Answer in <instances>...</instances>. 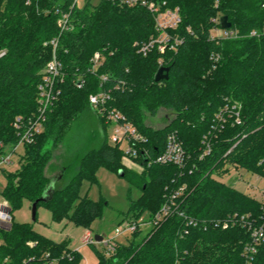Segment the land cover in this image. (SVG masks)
Segmentation results:
<instances>
[{"label":"trees","instance_id":"1","mask_svg":"<svg viewBox=\"0 0 264 264\" xmlns=\"http://www.w3.org/2000/svg\"><path fill=\"white\" fill-rule=\"evenodd\" d=\"M148 1L180 9L182 22L171 32L183 39L176 50L162 53L154 48L147 56L140 55L139 46L158 34L154 17L145 8L122 7L119 0H100L95 6L87 0L73 9V0H0V144L11 148L10 153L16 152L20 141L17 120L26 122L38 111V86L52 59L51 41L60 34L58 20L64 13L71 19L57 48L65 74L61 96L44 130L23 145L19 168L3 171L6 185L1 196L9 204L12 223L0 228V264L81 263V254L69 249L67 241L48 239L32 225L17 223L13 214L24 200L33 205L46 192L51 182L44 175L51 160L47 146L60 145L73 123L91 109L89 97L101 90V76L108 77L107 89L120 83L109 107L123 113L148 140L145 146L151 156L163 153L168 136L176 133L189 157L187 167L149 165L141 157L137 162L143 166L142 173L126 168L124 152L109 143V126L98 116L100 147L83 154L76 175L62 189L55 187L49 201H40L38 207L51 208L54 221L69 219L89 229L107 204L104 199L80 198V186L84 180L97 183V172L107 168L118 175L122 172L141 192L136 200L130 198L128 214L133 221L144 214L150 220L183 186L186 189L178 202L184 201L182 209L196 220L224 221L238 214L258 224L264 221L260 201L212 177L232 167L264 179V38L220 43L209 39L211 19L219 14L227 16L242 34L261 28L264 11L259 1L219 0L217 7V0ZM97 52L104 54L105 62L93 71ZM213 54L221 57L216 67ZM161 68H169V79L156 82ZM234 102L242 106V123L229 120L215 134L216 115ZM160 108L176 116L163 129L153 130L144 120L147 113L155 115ZM204 140L211 142L212 151L201 160ZM141 235V229L131 234L127 243L118 245L114 257L97 252L98 264H247L244 251L251 242L250 232L241 225L225 230L191 228L185 235L184 222L178 217ZM252 264H264V245Z\"/></svg>","mask_w":264,"mask_h":264},{"label":"built area","instance_id":"2","mask_svg":"<svg viewBox=\"0 0 264 264\" xmlns=\"http://www.w3.org/2000/svg\"><path fill=\"white\" fill-rule=\"evenodd\" d=\"M80 0H73L72 9L79 5ZM260 8L264 11V0H258ZM119 4L122 7L127 8H145L154 17L155 28L157 36L151 38L148 42L143 43L139 46L138 53L142 56H147L154 48H158L160 52L165 50H176L178 46L183 43V39L173 35L171 32L178 29L182 19L179 8H169L166 2L157 3L148 0H119ZM219 4V0L216 1V7ZM224 15L219 14L218 16L211 19V30L209 33V39L213 42L220 43L223 41H233L242 38H264V25L259 29H254L247 34H242L241 31L233 27L232 22L230 28H223L221 25V18ZM70 14L64 13L58 20V27L60 34L58 38L51 41L53 47L52 59L47 63L42 81L38 86V111L37 113L29 118L26 122L22 119H18L15 127L19 131V143L14 149L15 151L21 145L30 143L37 133L44 130L45 123L48 120L49 112L52 110L54 104L58 101L61 96L60 86L64 82V71L61 61L57 55V48L59 45L60 37L64 32L70 28ZM3 53L0 55V57ZM220 55L213 54L212 60L214 67L220 62ZM105 62L104 54L97 52L92 59V70L95 71L100 68ZM101 90L98 94L91 95L89 97V105L96 114L103 118L109 127H112L111 142L112 146H118L120 150L124 152V160L131 162L133 165L143 169L137 160L144 158L147 163L150 164H161V165H175L180 169H185L188 164V154L184 149L182 141L178 138L176 133H172L167 138V146L163 153L156 157H152L149 150L146 148L147 139L127 120L126 116L115 108H110L109 103L112 101L113 90H120V83L115 84L113 89H107L105 85L108 83L107 76H101ZM84 82L79 83L78 86L82 87ZM241 104L234 102L229 103L223 108L215 117V125L213 131L220 132L224 130L225 125L229 120H234L236 124L242 123L240 117ZM204 150L200 155L202 160L205 156L209 155L212 151V145L209 140H204ZM235 147V146H234ZM13 152L6 156L0 161V166L10 165L11 155ZM127 165V164H126ZM128 166V165H127ZM243 171L242 169H238ZM193 170L190 171L192 173ZM240 174V173H239ZM238 174V175H239ZM258 179H261L257 176ZM186 186L180 188L179 191L172 193L169 198L162 205L161 209L154 217L145 223H139L136 221L128 222L124 228L119 229L117 236L125 233L133 234L142 226H148L150 228L159 226L162 222L172 217H178L184 222V234L187 235L191 228H201L204 231L210 227L221 228L223 230L230 228L234 225H241L251 234V242L245 247L244 257L246 258L247 264H252L254 256L257 254L260 246L264 245V221L261 224L256 223L250 219V216H239L238 214L229 216L224 221L222 220H196L186 214L182 209V204L178 202L180 197L183 195ZM264 199V192H263ZM264 206V200L262 201ZM12 223V215L10 213V207L7 201L0 202V228H7ZM117 239L112 241L103 240L100 243H104L108 251L111 253L115 250V243ZM94 240L91 238V233H87L85 237V244L92 245Z\"/></svg>","mask_w":264,"mask_h":264},{"label":"rangeland","instance_id":"3","mask_svg":"<svg viewBox=\"0 0 264 264\" xmlns=\"http://www.w3.org/2000/svg\"><path fill=\"white\" fill-rule=\"evenodd\" d=\"M86 1L80 0L78 6L82 7ZM90 1L92 6L100 2V0ZM175 116L176 114L172 110L160 108L155 115L150 116L147 113L144 123L153 130H161ZM107 135L109 143L112 144L110 139L112 127L108 128ZM101 139V123L98 115L92 109H86L73 123L60 145L55 147L51 143L48 144L47 149L51 152V160L45 167L44 175L48 180H56L55 187L62 189L76 175L79 158L88 151L98 149L102 142ZM10 149L0 144V161L9 156ZM23 154L24 146L21 145L11 155L12 163L0 166V202L5 201L1 196V192L6 185L3 171L15 172L19 168ZM127 165L126 168L142 173V168L133 165L131 162H127ZM212 177L243 194L257 199L261 203L264 200V179H258L256 175H252L245 170L241 171L231 167L228 172L222 174L215 172ZM97 181V183L92 184L84 180L80 186V198L87 197L93 202H99L104 199L107 204L102 216L93 220L89 229L78 226L69 219L54 221L52 209L45 205L38 207L36 220H34L32 203L29 200H24L20 208L14 212V219L17 223L32 225L35 232L57 243L67 241L69 249L78 251L81 254L82 261L80 264H98L97 252L107 258L114 257L118 245L127 243L128 239L131 238V233L117 236V232L133 220L132 214H128L130 198L136 200L141 192L135 186H132L127 178H123L107 168L99 169ZM147 221H149V215L144 214L139 218L138 222L145 223ZM149 229L150 227L148 226H142L140 238L146 235ZM87 233H91V238L94 240L92 245L84 243ZM96 235L102 236L105 241H112L116 238L114 252L110 253L104 243L96 242Z\"/></svg>","mask_w":264,"mask_h":264},{"label":"water","instance_id":"4","mask_svg":"<svg viewBox=\"0 0 264 264\" xmlns=\"http://www.w3.org/2000/svg\"><path fill=\"white\" fill-rule=\"evenodd\" d=\"M221 25L223 28H230L231 27V23L228 21V17L227 16H223L221 18ZM169 68H161L158 73L156 74V78L155 81L156 82H160L163 79L168 80L169 79ZM123 173L120 172L119 176L123 177ZM55 184H56V180H51L50 185L48 186L46 192L44 193V195L41 197L40 200L36 201L35 203H33L32 205V212H33V219L36 220V215H37V209H38V203L40 201L42 202H48L50 199V195L52 194V192L55 189ZM95 241L100 243L103 241V237L96 235L95 236Z\"/></svg>","mask_w":264,"mask_h":264},{"label":"crops","instance_id":"5","mask_svg":"<svg viewBox=\"0 0 264 264\" xmlns=\"http://www.w3.org/2000/svg\"><path fill=\"white\" fill-rule=\"evenodd\" d=\"M124 164L126 165V164H127V162H125V161H124ZM131 168H132V167H131Z\"/></svg>","mask_w":264,"mask_h":264}]
</instances>
